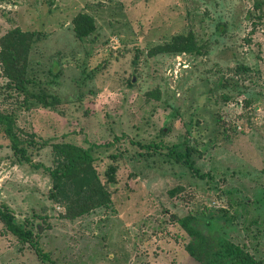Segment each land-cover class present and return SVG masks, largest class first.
I'll list each match as a JSON object with an SVG mask.
<instances>
[{"label":"rangeland","instance_id":"rangeland-1","mask_svg":"<svg viewBox=\"0 0 264 264\" xmlns=\"http://www.w3.org/2000/svg\"><path fill=\"white\" fill-rule=\"evenodd\" d=\"M82 14L95 23L86 38L75 32ZM20 31L30 48L24 36L12 43ZM182 34L200 55L152 53ZM0 113L44 168H64L69 145L100 146L95 179L82 166L64 180L106 192L91 208L88 196L54 198L50 174L0 131V209L55 264H200L186 248L191 216L264 261V0H0ZM0 264L44 263L0 221Z\"/></svg>","mask_w":264,"mask_h":264},{"label":"trees","instance_id":"trees-1","mask_svg":"<svg viewBox=\"0 0 264 264\" xmlns=\"http://www.w3.org/2000/svg\"><path fill=\"white\" fill-rule=\"evenodd\" d=\"M261 5L257 4V8ZM21 32V31H20ZM75 32L78 38H86L95 32L94 19L89 15H80L75 21ZM24 36L26 39L23 40L25 47H29L34 44L35 40L31 34L18 33L13 36L14 43L16 41V36ZM19 41V40H17ZM26 41V43H24ZM23 45V46H24ZM19 49V48H18ZM154 54H165V53H189L200 55L202 53V47L198 45L195 37L190 35H177L173 38L172 42L163 46H158L152 52ZM18 55H14L13 59H17ZM38 102L47 108H53L58 100L55 97L48 95H38L36 96ZM0 131L8 138L11 143V148L16 155H18L24 162L30 164L34 169L40 170L44 169L53 178L54 192L57 191L58 194H54V198L58 195L63 198H67L70 194L76 197L79 195L88 196L87 199L90 203L91 208H97L103 205V198L107 196L106 192L99 188L93 191L83 192L81 188L78 187L80 183L78 179H74L72 183L65 184V179L69 177L71 172H75L78 169L86 168V172L90 175L91 179L96 178V173L92 169V149L98 148L100 146H92L90 149L85 150L81 147L75 145L67 146V162L66 166L62 169L51 170L49 168H44L40 164L34 163L32 159V154L29 152L28 145L26 141L22 139L19 135L16 120L13 115L0 113ZM117 140V139H116ZM115 140V141H116ZM135 144V143H134ZM147 151L158 150L162 147L157 145H147L143 146L137 144ZM171 155L174 156L177 161L183 163L192 173L201 179H206L208 174H202L200 169L196 167L194 160L192 159L190 149H187L184 153L176 151L175 147L170 148ZM87 194V195H86ZM0 221L4 223L8 232L13 234L21 243H30L35 247L36 252L44 264H55L49 254L45 253L36 241V236L28 228H24L15 222V218L9 212L0 209ZM195 221L194 217H187L183 220V227L189 232L191 237L190 242L187 244V252L189 255L200 264H264V261H254L249 258L248 255H244L237 247L225 239H215L212 235H206L197 227L192 226Z\"/></svg>","mask_w":264,"mask_h":264}]
</instances>
